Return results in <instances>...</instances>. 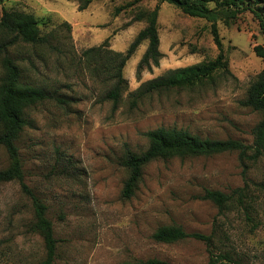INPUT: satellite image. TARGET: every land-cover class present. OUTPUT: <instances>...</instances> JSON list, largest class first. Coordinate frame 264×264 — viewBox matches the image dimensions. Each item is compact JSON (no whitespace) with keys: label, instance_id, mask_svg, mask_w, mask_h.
<instances>
[{"label":"rangeland","instance_id":"obj_1","mask_svg":"<svg viewBox=\"0 0 264 264\" xmlns=\"http://www.w3.org/2000/svg\"><path fill=\"white\" fill-rule=\"evenodd\" d=\"M5 0L4 9L35 15L45 31L57 30L61 51L51 53L30 46L12 55L21 64L24 81L55 92L68 104L45 102L30 109L31 126L19 139L25 182L45 202L55 237V264H120L158 258L173 264H209L211 254H228L227 264H264V159L247 161L238 152L212 156L155 160L144 168L130 199L123 197L128 149L149 147L145 133L178 128L213 140L236 139L247 144L263 114L243 106L251 82L264 69L254 52L264 48V4L240 0L246 11L217 26L229 72L190 88L155 91L137 99L141 86L173 70L211 61L219 55L211 23L185 15L160 0ZM159 7V66L138 74L148 42L124 68L128 87L115 107L106 100L112 87L106 75L97 76L84 51L108 41V48L126 52L146 22L144 11ZM216 7V2H210ZM67 22L70 28L60 25ZM1 78V69H0ZM137 99V101H135ZM9 158L0 147V170ZM249 185L246 206L236 203L220 212L202 196L207 190L233 195ZM34 219L31 199L18 182L0 184V264H38L45 258L42 238L30 230ZM180 226L189 233L213 235V244L187 239L166 244L153 240L163 226Z\"/></svg>","mask_w":264,"mask_h":264},{"label":"trees","instance_id":"obj_2","mask_svg":"<svg viewBox=\"0 0 264 264\" xmlns=\"http://www.w3.org/2000/svg\"><path fill=\"white\" fill-rule=\"evenodd\" d=\"M5 0H0L4 2ZM141 0H134L122 7L117 12L131 8ZM169 3L181 10L185 15L205 19L211 23V33L220 52L216 59L198 65L173 70L165 77L156 78L145 82L138 91L137 99L155 91L170 90L174 88H190L204 83L214 77L217 72H229L228 60L223 50L217 23L223 19L227 22L235 19L239 13L246 11L239 5L240 0H160ZM216 2V7H210V2ZM264 4V0H258ZM91 0L81 1L79 10H86ZM264 22L258 13H255ZM136 21H143L147 26L142 29L126 52H116L108 48V41L98 47H92L83 53V57L92 71L97 75H106L112 87L105 99L112 101L115 107L121 101L124 91L128 87V80L124 76V68L138 48L148 42V48L138 65V74L144 68L159 66L162 58L160 51L159 33V7L152 11H144L136 16ZM48 25L42 28L40 21L31 13L18 9H4L0 18V147H3L9 158V165L0 170V184L18 182L24 194L32 202L34 219L30 230L38 234L45 248V258L38 264H55L57 259L59 240L55 237L52 221L48 217V207L45 202L25 182L24 163L19 147V139L26 129L31 126L29 119L30 109L45 102L56 101L68 104L66 98L45 88L24 81V72L21 64L12 55L13 49L21 46H30L35 50L59 52L62 42L57 35V30L45 31ZM61 28L70 25L64 22ZM256 55L264 59V48L261 45L254 47ZM135 99V101H137ZM243 106L263 114L262 120L253 130L254 140L247 144L242 140L227 139L213 140L202 138L199 135L178 128H158L145 133L149 140V147L140 153L130 149L126 151L124 167L128 171L123 197L130 199L134 196L144 173V168L155 160H168L175 157L212 156L226 152H238L244 166L247 161L257 162L264 159V69L251 82L246 98L241 102ZM264 193V183H254ZM249 185L228 195L220 191L207 190L202 196L205 200L214 202L221 213L230 209L238 201L246 206ZM237 198V201H236ZM153 240L159 243H176L187 239H195L213 244V235L189 233L180 226H163L152 235ZM222 259L231 260L230 255L211 254L209 264H227ZM120 264H173L166 260L152 258L137 260ZM234 264H239L235 262Z\"/></svg>","mask_w":264,"mask_h":264}]
</instances>
